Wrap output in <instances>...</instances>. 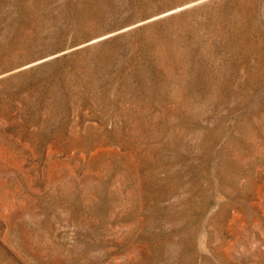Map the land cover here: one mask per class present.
I'll list each match as a JSON object with an SVG mask.
<instances>
[{
  "label": "rangeland",
  "instance_id": "obj_1",
  "mask_svg": "<svg viewBox=\"0 0 264 264\" xmlns=\"http://www.w3.org/2000/svg\"><path fill=\"white\" fill-rule=\"evenodd\" d=\"M0 264H264V0H0Z\"/></svg>",
  "mask_w": 264,
  "mask_h": 264
}]
</instances>
